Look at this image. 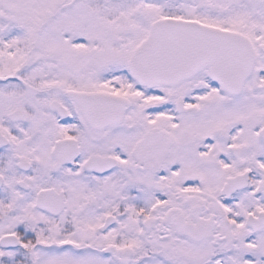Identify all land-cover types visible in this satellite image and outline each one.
Returning a JSON list of instances; mask_svg holds the SVG:
<instances>
[{
    "label": "snow or ice",
    "instance_id": "snow-or-ice-1",
    "mask_svg": "<svg viewBox=\"0 0 264 264\" xmlns=\"http://www.w3.org/2000/svg\"><path fill=\"white\" fill-rule=\"evenodd\" d=\"M0 264H264V0H0Z\"/></svg>",
    "mask_w": 264,
    "mask_h": 264
}]
</instances>
